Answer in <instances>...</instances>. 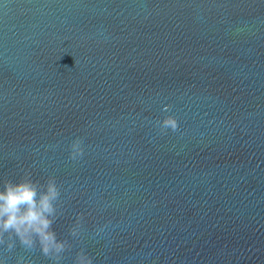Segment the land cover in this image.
I'll return each instance as SVG.
<instances>
[{
    "label": "water",
    "instance_id": "obj_1",
    "mask_svg": "<svg viewBox=\"0 0 264 264\" xmlns=\"http://www.w3.org/2000/svg\"><path fill=\"white\" fill-rule=\"evenodd\" d=\"M26 172L60 264H264V0H0V190Z\"/></svg>",
    "mask_w": 264,
    "mask_h": 264
},
{
    "label": "clouds",
    "instance_id": "obj_2",
    "mask_svg": "<svg viewBox=\"0 0 264 264\" xmlns=\"http://www.w3.org/2000/svg\"><path fill=\"white\" fill-rule=\"evenodd\" d=\"M160 131L166 133L179 130V121L174 115H167L158 120ZM84 140L77 137L71 144L70 159L75 161L85 153ZM31 172H26L19 183L11 180L4 182L0 190V245H7V251L20 245L26 250L39 246L42 254L54 264H60L63 254L71 250L72 244L67 239L60 240L52 229L57 219V202L61 196L55 176H50L45 184L34 181ZM84 214H78L75 224L70 229L72 237L81 234ZM0 264H4L0 261ZM17 264H33L30 259L20 256ZM75 264H94V258L81 249L75 258Z\"/></svg>",
    "mask_w": 264,
    "mask_h": 264
}]
</instances>
